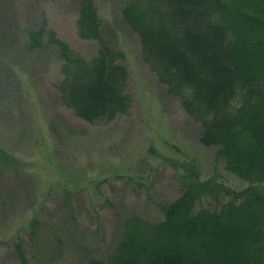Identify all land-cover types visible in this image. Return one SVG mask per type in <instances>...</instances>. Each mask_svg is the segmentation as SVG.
Returning <instances> with one entry per match:
<instances>
[{"label": "rangeland", "instance_id": "1", "mask_svg": "<svg viewBox=\"0 0 264 264\" xmlns=\"http://www.w3.org/2000/svg\"><path fill=\"white\" fill-rule=\"evenodd\" d=\"M93 1L104 40L124 53L131 107L111 121L86 123L57 103L54 53L24 51V31L45 27L92 57L96 44L76 33V0H0V146L17 160L0 164V264H17L16 240L29 264L104 258L127 217L162 219L160 207L190 183L189 165L200 181L213 179L235 192L247 186L216 156L220 147L199 143V125L157 84L120 4ZM31 218L39 223L34 239Z\"/></svg>", "mask_w": 264, "mask_h": 264}, {"label": "trees", "instance_id": "2", "mask_svg": "<svg viewBox=\"0 0 264 264\" xmlns=\"http://www.w3.org/2000/svg\"><path fill=\"white\" fill-rule=\"evenodd\" d=\"M114 1L141 61L199 125V143L220 147L216 156L247 186L235 192L200 181L189 165L190 183L160 207L162 219L127 217L113 251L86 264H264V0ZM76 5V33L96 44L92 57L45 27L24 31V51L59 60L57 103L83 122L111 121L131 107L124 53L104 40L94 1ZM16 161L0 146V164ZM38 224L28 221L31 239ZM13 253L17 264H29L20 240Z\"/></svg>", "mask_w": 264, "mask_h": 264}]
</instances>
